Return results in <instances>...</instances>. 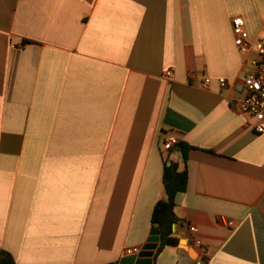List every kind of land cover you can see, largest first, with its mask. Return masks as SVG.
Returning a JSON list of instances; mask_svg holds the SVG:
<instances>
[{
    "label": "crops",
    "instance_id": "crops-1",
    "mask_svg": "<svg viewBox=\"0 0 264 264\" xmlns=\"http://www.w3.org/2000/svg\"><path fill=\"white\" fill-rule=\"evenodd\" d=\"M235 17L264 39V0H0V250L119 264L175 162L177 245L151 262L198 264L202 247L205 264H264V132L234 105L253 56Z\"/></svg>",
    "mask_w": 264,
    "mask_h": 264
},
{
    "label": "built area",
    "instance_id": "built-area-1",
    "mask_svg": "<svg viewBox=\"0 0 264 264\" xmlns=\"http://www.w3.org/2000/svg\"><path fill=\"white\" fill-rule=\"evenodd\" d=\"M232 31L234 34V45L240 53L246 55L249 51L253 52V56L248 59L249 70L244 74L242 79V94L241 97L234 102L238 112L248 115L256 120L254 127L255 132H264V39L256 40L251 43L248 33L245 30L242 18L235 17L231 21ZM171 70L165 72V76H170ZM209 78L203 79V84L209 83ZM219 87L225 84L224 78H217ZM176 143L174 139L166 138L163 140L162 147L164 150H169ZM218 221L227 228L234 226L231 220L220 217ZM189 232L194 231V227L188 228ZM197 247L199 242L192 237ZM140 252L138 247L126 249L125 255H136ZM199 262L202 264V259L206 257V250L202 247L198 248Z\"/></svg>",
    "mask_w": 264,
    "mask_h": 264
},
{
    "label": "trees",
    "instance_id": "trees-1",
    "mask_svg": "<svg viewBox=\"0 0 264 264\" xmlns=\"http://www.w3.org/2000/svg\"><path fill=\"white\" fill-rule=\"evenodd\" d=\"M182 160H187V151L190 146L180 143ZM187 184L186 170L178 171L177 164L170 162L164 164L162 171V185L164 197L159 199L153 206L151 211V224L156 226L159 231V243L155 249L154 256L165 246L177 245V239L172 236V227L177 219L174 215V197L178 192H184ZM206 263V259H202V264ZM0 264H15L11 255L3 250H0ZM116 264V263H114ZM152 264H155L154 262Z\"/></svg>",
    "mask_w": 264,
    "mask_h": 264
},
{
    "label": "water",
    "instance_id": "water-1",
    "mask_svg": "<svg viewBox=\"0 0 264 264\" xmlns=\"http://www.w3.org/2000/svg\"><path fill=\"white\" fill-rule=\"evenodd\" d=\"M169 164V163H168ZM159 229L154 225L150 230V236L141 247L137 255H127L119 260V264H151V257L159 243ZM180 246L183 245L181 242Z\"/></svg>",
    "mask_w": 264,
    "mask_h": 264
}]
</instances>
